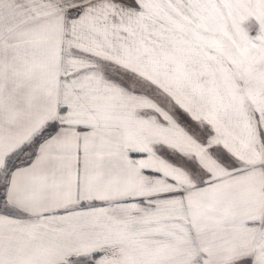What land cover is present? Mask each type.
<instances>
[{"label": "snow or ice", "instance_id": "obj_1", "mask_svg": "<svg viewBox=\"0 0 264 264\" xmlns=\"http://www.w3.org/2000/svg\"><path fill=\"white\" fill-rule=\"evenodd\" d=\"M0 264H264V0H0Z\"/></svg>", "mask_w": 264, "mask_h": 264}]
</instances>
